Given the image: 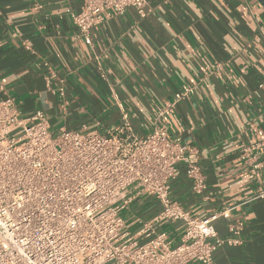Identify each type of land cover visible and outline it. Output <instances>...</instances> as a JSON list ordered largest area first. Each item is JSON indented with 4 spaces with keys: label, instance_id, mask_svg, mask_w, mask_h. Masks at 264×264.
Listing matches in <instances>:
<instances>
[{
    "label": "crops",
    "instance_id": "0c3cea01",
    "mask_svg": "<svg viewBox=\"0 0 264 264\" xmlns=\"http://www.w3.org/2000/svg\"><path fill=\"white\" fill-rule=\"evenodd\" d=\"M83 1L0 0L5 96L24 116L44 110L54 133L84 125L102 131L114 127L121 121L120 102L137 131L146 134L157 110L184 85H195V93L165 115L163 129L187 145L207 188L197 193L183 165L171 195L193 215L209 217L230 208L229 220L214 221L221 236L229 234V221L244 222L241 243L219 247L216 264H264V196L256 198L264 192V168L254 171L241 156V149L257 140L256 128L264 130L262 4L148 0L151 10L144 17L134 7L122 15H97L89 45L71 17ZM61 79L65 96L59 92ZM161 207L156 197L141 194L122 215L138 234ZM158 230L173 244L183 233L180 221L164 222Z\"/></svg>",
    "mask_w": 264,
    "mask_h": 264
},
{
    "label": "built area",
    "instance_id": "2783aa9c",
    "mask_svg": "<svg viewBox=\"0 0 264 264\" xmlns=\"http://www.w3.org/2000/svg\"><path fill=\"white\" fill-rule=\"evenodd\" d=\"M129 7L142 17L151 10L148 0H84L71 17L78 36L92 45L96 16L122 15ZM216 68L224 67L217 62ZM97 69L108 78L102 62ZM195 91L186 84L176 92L146 134L120 102L121 121L114 127L54 133L44 110L22 114L0 78V264H216L219 247L240 244L243 221H229L226 236L214 224L229 220L230 208L193 215L171 195L183 165L197 193L207 188L187 145L163 129L165 115ZM256 137L241 149L254 171L264 168V130L256 128ZM141 194L156 197L162 207L133 234L122 211ZM168 221L181 222L178 244L158 230Z\"/></svg>",
    "mask_w": 264,
    "mask_h": 264
},
{
    "label": "water",
    "instance_id": "95a60500",
    "mask_svg": "<svg viewBox=\"0 0 264 264\" xmlns=\"http://www.w3.org/2000/svg\"><path fill=\"white\" fill-rule=\"evenodd\" d=\"M259 2L262 4V6L264 7V0H259Z\"/></svg>",
    "mask_w": 264,
    "mask_h": 264
}]
</instances>
